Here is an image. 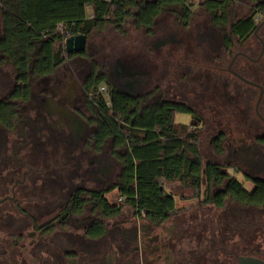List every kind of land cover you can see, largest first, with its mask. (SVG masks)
I'll return each mask as SVG.
<instances>
[{"label": "flooded vegetation", "instance_id": "1", "mask_svg": "<svg viewBox=\"0 0 264 264\" xmlns=\"http://www.w3.org/2000/svg\"><path fill=\"white\" fill-rule=\"evenodd\" d=\"M210 1L166 5L151 26L126 35L91 32L82 51L64 50L53 74L33 81L13 129H0V264H187L176 216L151 224L118 195L127 148L97 137L109 117L99 103L109 109L113 96L119 141L124 129L163 127L173 113L179 139L196 140L202 175L211 165L226 183L264 182V0ZM240 22L253 25L237 36ZM49 152L67 160V184L57 186L68 191L65 203L43 201L35 166ZM113 192L118 202H107L120 212L107 218L94 198ZM205 194L202 183L193 205L201 226L221 212ZM197 241L200 252L220 253L214 238Z\"/></svg>", "mask_w": 264, "mask_h": 264}, {"label": "trees", "instance_id": "2", "mask_svg": "<svg viewBox=\"0 0 264 264\" xmlns=\"http://www.w3.org/2000/svg\"><path fill=\"white\" fill-rule=\"evenodd\" d=\"M185 1L0 0V129L8 132L13 129V123L20 118L17 103L28 101L33 81L52 75L64 61V41L67 38L87 37L91 32L106 26L116 30L129 23L149 27L160 13L167 12L166 5L181 7ZM206 3L210 8L214 4L210 0H206ZM252 25V22H240L234 26L233 32L241 36ZM238 26L247 28L238 33ZM102 82L103 78H97L89 85L96 90ZM99 106L104 107L109 117L99 129L97 137H100V141L112 139L114 148H127L118 195L124 199L123 205L132 206L137 215L149 223L159 225L181 211L177 210L175 197L165 191L164 182L179 181L192 189L196 197L204 183L205 202L214 204L227 216L233 214V217H242L245 211L264 209L263 181L255 182L253 189L247 192L233 179L226 183L218 169L211 165L204 168V175L201 174L196 140L192 136H187L185 140L179 139V127L174 124L173 113L163 127L141 131L124 129V138L119 141L114 96L109 109L103 102ZM259 142L264 145V138ZM51 155L43 156V162L35 167L39 170L43 201L65 203L68 191L57 186L67 184V160L59 163ZM221 186L223 190L212 193V188ZM88 196L101 203L107 218L119 214L120 210L107 200L94 198L92 194ZM225 201L230 202L232 207L225 208ZM227 221L230 224L234 222L229 218ZM209 225V230L214 232L212 225ZM228 226L233 233L237 230L232 225Z\"/></svg>", "mask_w": 264, "mask_h": 264}, {"label": "rangeland", "instance_id": "3", "mask_svg": "<svg viewBox=\"0 0 264 264\" xmlns=\"http://www.w3.org/2000/svg\"><path fill=\"white\" fill-rule=\"evenodd\" d=\"M188 1L195 5V0ZM129 22H131V20ZM130 26H132V23L123 27V34L126 35V31ZM113 29V27L108 26L102 27L99 30L93 31L91 35L94 36L93 39L97 38L98 40L103 36H106V38L110 35L116 36L118 32L113 31ZM31 89H33V83ZM112 167L109 169L110 172L113 169ZM261 170L264 171V167ZM229 174L233 177L234 173L232 174V171H229ZM234 179L238 183H241L242 187L247 192L253 189L252 185L244 178L235 176ZM163 187L167 193L175 197L177 210H181L175 217L177 227L173 231L177 238L183 235L182 246L186 251L187 264H235L236 257L246 256L264 260V217L262 216L264 209L255 212L245 211V216L242 217H240L241 215H237L238 217L234 216V222L231 224L233 228L237 229L234 233L227 225V218L231 221L233 214L227 216L225 212L214 213L217 218L215 221H218V223L215 222L214 227L212 225L214 232H211L209 230L210 225L206 224L208 222L201 226L202 220L201 218L200 220L198 219L196 210L193 206L195 205V201L199 199V195L196 197L192 189L190 190L188 187H185L179 181L164 182ZM106 198L110 204L118 202L115 192L106 195ZM210 216L212 217L213 214H210ZM172 222L173 221L170 222V225ZM210 236L215 239L216 246L215 244L214 246L220 253H212L209 248L208 250L202 248L203 251H199L197 240L200 238L207 240ZM222 251L226 254L234 252V255L233 257L231 255L228 257L226 254L222 253ZM174 259L179 262L176 255Z\"/></svg>", "mask_w": 264, "mask_h": 264}, {"label": "water", "instance_id": "4", "mask_svg": "<svg viewBox=\"0 0 264 264\" xmlns=\"http://www.w3.org/2000/svg\"><path fill=\"white\" fill-rule=\"evenodd\" d=\"M84 46L85 36L69 37L64 41V50L67 54L82 51L84 49ZM235 264H264V260L249 256L236 257Z\"/></svg>", "mask_w": 264, "mask_h": 264}, {"label": "built area", "instance_id": "5", "mask_svg": "<svg viewBox=\"0 0 264 264\" xmlns=\"http://www.w3.org/2000/svg\"><path fill=\"white\" fill-rule=\"evenodd\" d=\"M59 30H60V32H61V31H62V28L60 27V29H59Z\"/></svg>", "mask_w": 264, "mask_h": 264}]
</instances>
